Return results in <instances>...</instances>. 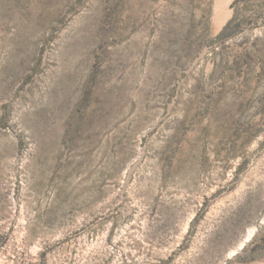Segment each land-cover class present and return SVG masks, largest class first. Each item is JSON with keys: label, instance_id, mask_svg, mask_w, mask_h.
<instances>
[{"label": "rangeland", "instance_id": "1", "mask_svg": "<svg viewBox=\"0 0 264 264\" xmlns=\"http://www.w3.org/2000/svg\"><path fill=\"white\" fill-rule=\"evenodd\" d=\"M0 264H264V0H0Z\"/></svg>", "mask_w": 264, "mask_h": 264}, {"label": "trees", "instance_id": "2", "mask_svg": "<svg viewBox=\"0 0 264 264\" xmlns=\"http://www.w3.org/2000/svg\"><path fill=\"white\" fill-rule=\"evenodd\" d=\"M230 25V24H229ZM226 29H228V26H227V28H225V31H226ZM223 34H224V31H223Z\"/></svg>", "mask_w": 264, "mask_h": 264}]
</instances>
